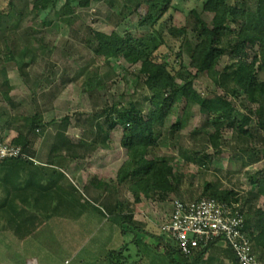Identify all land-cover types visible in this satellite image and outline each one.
Returning <instances> with one entry per match:
<instances>
[{
    "label": "rangeland",
    "instance_id": "374dc122",
    "mask_svg": "<svg viewBox=\"0 0 264 264\" xmlns=\"http://www.w3.org/2000/svg\"><path fill=\"white\" fill-rule=\"evenodd\" d=\"M143 1L91 0L88 7L78 9L79 17L70 24L56 15L65 0L39 16L33 12V0H14L12 7L10 0H0V70L7 71V76L0 73V98L7 95L16 103L8 106L5 101L0 102L5 139L11 144H24L19 139V131L26 134L22 125L30 124L37 109L43 114L44 123H54L44 129L45 133L41 130L30 136L29 150L33 155L40 154L33 156L34 163L46 161L42 152L55 146L56 134L66 118H69L66 132L72 140L76 139L70 156L56 159L55 167H44L43 174L40 166L23 167L13 160L0 164V205H11L5 211L6 225L0 223V245L6 248L0 249V264H28V258L33 257L29 264H175L172 258L177 261L184 258L179 251L169 254L165 250L160 238L170 240L171 237L162 225L171 218L175 200L194 201L205 197L206 183L233 190L244 212L257 222L255 212L264 209V195L257 193V184L253 181L264 176V132L251 113L257 109L256 105L243 96L235 100L234 124L228 123L222 128L220 153L210 142L215 127L206 113L192 101L175 107L164 125L160 146L150 156H167L183 175L177 192L166 200L142 195V202L137 203L128 185L119 183V170L129 158L127 149L121 145L123 128L117 126L110 131V142H106L104 135L99 137L95 132L97 125L105 121V110L115 101L124 103L133 99L149 112L150 93L136 77L139 65L131 66L117 58L108 65L105 56L96 54L93 30L111 33L121 19L129 17L125 27L130 26V32L138 33L141 38L146 30L139 28L138 20L149 9L139 8ZM203 1L173 0L163 22L167 28L192 25V10L201 11ZM227 1L252 10L258 2ZM165 41L155 53L159 61L170 63L175 71L182 59L190 62L187 52L183 58L178 55L182 40L166 31ZM24 47L28 48L27 55L20 53ZM13 50L19 63L6 60ZM255 50L258 47L249 50L251 56ZM228 61L224 57L221 67ZM260 77L264 79V71ZM37 83L44 86L34 94L31 88ZM196 87L204 94L223 92L206 74L200 75ZM177 120H181V129L172 131L171 126ZM240 122L245 129L255 132L253 137L240 130ZM84 148L91 151L85 154ZM76 152L81 154L74 163L79 169L77 173L74 165L63 164ZM100 180L106 185L99 187ZM21 192L27 199L25 206L35 212L29 213L23 208L24 213H18L15 208L20 207V202L16 196L12 204L4 201L10 194L21 196ZM116 206L133 216L131 223L125 224L129 233L123 234L121 227L112 221L110 210ZM135 224L146 228L147 233L136 232ZM116 249L118 253H112Z\"/></svg>",
    "mask_w": 264,
    "mask_h": 264
},
{
    "label": "trees",
    "instance_id": "16d2710c",
    "mask_svg": "<svg viewBox=\"0 0 264 264\" xmlns=\"http://www.w3.org/2000/svg\"><path fill=\"white\" fill-rule=\"evenodd\" d=\"M59 2L60 0H33V12L35 16H39L41 12L57 7ZM172 2L173 0H144L142 2L139 8L146 6L149 9L143 15L140 14L138 20L139 28L146 30L141 38L137 35L138 33L133 35L130 32V26L125 27L129 17L121 19L111 33L93 30L96 54L101 57L105 56L108 65H111V60L115 58L131 66L139 65L136 77L150 93L149 112H145L141 105L133 99L124 103L115 101L113 106L105 110L106 119L98 123L95 131L99 137L104 135V141L110 142L108 133L117 126L123 128L121 145L127 149L129 158L119 170L118 181L120 184L128 185L137 203L142 202V195L147 198L158 197L166 200L171 193L177 192L182 182L183 175L179 169H176L170 158L167 156L150 157L160 146L164 125L177 105L183 106L192 101L206 113L215 127V132L210 136V142L218 153L222 151L220 137L223 126L235 122V100L237 98L240 99L243 96L246 101L253 100L257 109L251 110V113L257 117L259 129L264 132V79L260 77V73L264 71V0H258L254 10L231 4L227 0H204L201 11L192 10L194 17L192 25L183 27L171 25L167 28L163 17L171 8ZM90 3L91 0H65L63 5L56 10V15L64 23L71 24L74 18L79 17L78 9L88 7ZM10 6H14V0H10ZM166 31H169V34L176 39L182 40L179 57L183 58L185 52L189 54L190 62L186 63L182 59L176 71L170 68V63L159 61L155 57V53L166 43ZM234 32L235 36H231ZM36 42L41 43L40 38H36ZM255 47H258V50H255L251 56L249 50ZM20 53L27 55L28 48H22ZM224 57H228L229 61L221 67ZM6 60L19 63L14 50L6 56ZM2 72L5 75L7 73L6 69L0 70V73ZM203 74H206L215 87L223 92L216 90L204 94L199 91L196 81ZM6 84L7 82L3 87ZM88 84L91 85V80ZM43 86L37 83L36 87L31 90L36 94L38 89L42 90ZM3 97L0 98V102L3 100L8 106H15L16 103L12 98L7 95ZM1 112L2 110L0 114ZM18 118L19 116L16 115L15 119L18 120ZM68 120L69 118L65 119L63 127L56 134L57 141L53 147L55 150L70 149L75 146L66 133ZM53 123H44L43 114L37 109L30 124L22 125L26 129V134L19 131V139H23L24 144L16 143L31 158L7 159L3 163L13 160L19 166L33 165V153L28 147L31 143L30 136L36 135L41 130L45 133L44 129ZM104 124L108 126V131L105 130ZM0 126L4 134V124L0 123ZM239 127L243 133L254 136L255 132L245 129L244 123L240 122ZM92 128L91 133L94 136ZM180 129L181 120H177L172 124L171 130L179 131ZM3 137L7 141L4 135ZM108 147L111 148V144ZM262 153L264 155V147ZM253 183L257 184V193L264 195V176L254 180ZM204 193L206 196L201 198H213L228 204L239 202L233 190H223L210 183H206ZM241 209L244 212L243 206ZM110 211L112 221L121 227L123 234L129 233L130 230L125 229V224L131 223L133 216L120 211L117 206ZM255 215L257 222L254 221L253 216L244 212L245 229L252 237L255 254L257 251L264 253V209L256 210ZM133 226L136 232L147 233L143 226L137 224ZM252 229L258 232L255 233ZM169 236L170 240L160 238L165 250L169 254L173 251H179L181 254L175 239ZM213 245L192 258L181 254L186 263L174 258L172 261L175 264H194L192 262L206 254ZM118 251L116 249L112 253H118Z\"/></svg>",
    "mask_w": 264,
    "mask_h": 264
},
{
    "label": "built area",
    "instance_id": "2783aa9c",
    "mask_svg": "<svg viewBox=\"0 0 264 264\" xmlns=\"http://www.w3.org/2000/svg\"><path fill=\"white\" fill-rule=\"evenodd\" d=\"M3 135L0 126V162L31 158L21 146L5 141ZM241 207L240 202L228 204L213 198L177 199L172 205L171 218L162 229L175 239L181 254L187 258L223 241L233 250L238 264H259Z\"/></svg>",
    "mask_w": 264,
    "mask_h": 264
},
{
    "label": "crops",
    "instance_id": "0c3cea01",
    "mask_svg": "<svg viewBox=\"0 0 264 264\" xmlns=\"http://www.w3.org/2000/svg\"><path fill=\"white\" fill-rule=\"evenodd\" d=\"M67 136L69 137V139L72 141L73 144L76 143V139L72 140L71 137L68 134H67ZM72 148L73 147H71L70 149H62V150H55L54 148H51V149H48V150L44 149L42 154L44 156H46V158H47L46 161L38 162V164L34 163L35 165L34 164L33 165H34V167H37V166L42 167L41 168V172H42L41 174H43L44 171H45V170H43L44 167H55V165H56L55 164V160L56 159H61L62 156L63 157L66 156V154H69L70 151L73 152L74 148L73 149ZM90 151H91V148L85 149V154H87V152L89 153ZM36 152H37V150H36ZM70 154H69V156H70ZM39 155L40 154L37 153V154H34L33 156L38 157ZM79 155L81 156V154L78 153V152L72 153V157H69L67 162L63 163L64 165L69 166V167H72L74 165L73 167L76 168L75 173H77L79 171V169H77V167H78L77 164H76V166L74 164V163H77ZM103 159L104 158L102 156V160ZM102 183H103V180H100L97 184H98L99 187H102V185H103ZM14 196H16V198H17L16 201L20 202L19 203L20 207L19 208H15L18 213H21V214L24 213L23 210H22L23 208L25 209L26 212L28 211L29 213L36 211V210L32 211L31 209H29V207L25 206V203L27 202V199H26L25 193H23V192H21V196L14 195V194L11 195L10 194V195H8V197H5L4 201L6 203H9V204L11 203L12 204V202L14 201ZM47 201L51 202V200H47ZM10 208H11V205H9V206L6 205V204L4 206L0 205V220H1L0 223H1V225H2V223H3V225H6V214H5V211L7 209L9 210ZM3 214H5V215H3ZM2 230L6 232V230L4 228H2ZM1 247H4L2 244L0 245V249L1 250H5L6 249L5 247L4 248H1ZM256 253H257V258L259 260V264H264V253L260 252V251H257ZM31 259H35V258L34 257L33 258H28V260H27L28 264H29V260H31ZM236 259L237 258L235 256L233 250H231V248H229L223 241H221V242H218V243L214 244L207 251L206 254H204L201 258L195 259L194 262H192V263H194V264H237V260ZM188 262L191 263L190 261H188ZM182 263H186V260H182ZM6 264H14V263L6 262Z\"/></svg>",
    "mask_w": 264,
    "mask_h": 264
}]
</instances>
